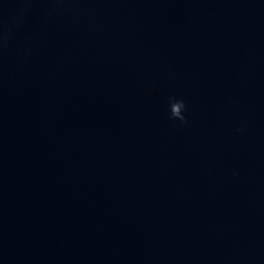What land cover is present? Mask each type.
Instances as JSON below:
<instances>
[{"label": "water", "instance_id": "obj_1", "mask_svg": "<svg viewBox=\"0 0 264 264\" xmlns=\"http://www.w3.org/2000/svg\"><path fill=\"white\" fill-rule=\"evenodd\" d=\"M0 264H264V0H0Z\"/></svg>", "mask_w": 264, "mask_h": 264}, {"label": "clouds", "instance_id": "obj_2", "mask_svg": "<svg viewBox=\"0 0 264 264\" xmlns=\"http://www.w3.org/2000/svg\"><path fill=\"white\" fill-rule=\"evenodd\" d=\"M186 108L187 106L183 100H177L174 97H170V116L172 119L186 123L187 117L184 115ZM239 131L243 132L244 130L241 128Z\"/></svg>", "mask_w": 264, "mask_h": 264}]
</instances>
